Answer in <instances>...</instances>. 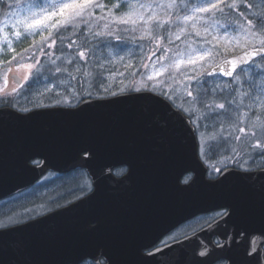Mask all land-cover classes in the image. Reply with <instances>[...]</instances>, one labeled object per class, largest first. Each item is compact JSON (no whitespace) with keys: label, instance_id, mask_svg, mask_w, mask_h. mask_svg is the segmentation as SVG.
I'll return each mask as SVG.
<instances>
[{"label":"water","instance_id":"95a60500","mask_svg":"<svg viewBox=\"0 0 264 264\" xmlns=\"http://www.w3.org/2000/svg\"><path fill=\"white\" fill-rule=\"evenodd\" d=\"M253 47L219 61L208 75L233 78L259 58L239 63ZM230 60H237L236 71L225 75ZM14 76L22 82L19 74ZM35 158L42 162L32 164ZM119 165L129 166L121 177L113 173ZM78 167L88 170L95 189L43 216L0 228V264H77L80 257H95L99 264H127L130 257L124 250L151 246L200 212L228 202L264 203V167H227L218 178H209L192 118L152 90L85 97L75 106L25 112L0 108V199L29 187L48 170L66 173ZM189 172L193 178L185 183L182 179ZM250 226V238L244 237L238 246L261 250L263 257L264 218L251 220ZM207 233L160 249L172 251L174 260L194 259L199 257L195 252L211 248L229 249L211 247ZM175 250L190 255L175 256Z\"/></svg>","mask_w":264,"mask_h":264},{"label":"rangeland","instance_id":"374dc122","mask_svg":"<svg viewBox=\"0 0 264 264\" xmlns=\"http://www.w3.org/2000/svg\"><path fill=\"white\" fill-rule=\"evenodd\" d=\"M27 2L28 0H0V30H2L0 47H3V51L0 52V89L6 86L8 71L19 72L25 79L18 92L13 93L15 95L12 96L11 92L3 90L4 98L12 96L16 108L25 111L39 106L76 105L82 99L81 89L85 91V96H92L93 93L87 91L93 89L98 93L96 96H111L112 93L148 89L165 95L175 106L192 117L197 126L201 156L204 159L216 157L214 159L216 166L221 168L231 164L245 170L264 167V154H262L264 109H261L257 103V97H264L261 91V83L264 82V64L258 59L229 80L220 75L213 77L207 75L208 71L222 59L250 46L259 45L261 37L245 38L237 25L231 23L237 15L236 10H232L231 16H227V12L225 16H220L218 13L216 15L201 13L204 19L199 21L198 25H206L209 30L204 33L203 28L200 27L202 33L200 36L196 35L190 23L182 25V21L175 20L174 17L173 22L166 23L164 27L155 28L153 25L152 36L144 34L140 25H117L111 24L110 20L97 22V18L94 17L91 23L98 27L97 30L100 29L97 32H105L103 35L105 43L97 50L94 58L89 52L92 59L89 62L91 67L82 66L81 60L75 59L72 64H68L67 61L74 57L67 53V49L61 46L48 47L57 35L55 29H49L50 36L49 32L44 33L47 38L46 43L41 41L39 35H23L22 30L21 38L14 37L13 33L19 27L18 19L24 15ZM97 2L104 3L106 8L112 7L110 0H97ZM130 2H139V0H130ZM188 2L189 0H177L181 7L174 10V16L182 17L185 14L181 10L183 4ZM196 2L197 0H191L193 4ZM236 2L240 4L242 0ZM243 2L256 4L257 0H243ZM122 8L123 5H120L119 8H113V11L118 13ZM239 11L245 12L249 18H252L259 9L253 7L249 10L241 6ZM100 15V10H96V16ZM160 18L166 19L163 10ZM105 23L111 24L110 29H104ZM13 25L16 27L14 28ZM180 25L185 27L186 31L180 33V39L177 40L175 34L179 32ZM4 34H7V40L2 39ZM8 40L12 41L14 52L7 50ZM205 53H207L205 59L197 60L195 64L188 63L189 59H196L198 55ZM13 56L15 59L12 58ZM52 60L56 61L55 65L52 64ZM180 60H183V63L178 67H168L173 62L179 63ZM29 64L33 67L25 66ZM161 66H164V70L157 74ZM56 67L66 68L67 71L57 72ZM77 67L81 69L80 72L93 73V82L90 83L87 76L80 78L81 84H79ZM149 76H152V79H149ZM236 76L240 79H235ZM87 78L86 84L83 79ZM13 83L16 85L15 80ZM203 90H209L212 96H205L206 93L202 94ZM188 91L193 93L192 97L187 96ZM219 94L218 99L216 96ZM201 98L206 103H201ZM220 103L225 104V109L206 106V104ZM238 115L242 119L238 120ZM257 117L261 119L257 120ZM253 121L256 122V127L252 126ZM241 128L245 131L241 132ZM257 141L261 144L260 148L253 147ZM214 154L218 155L212 157ZM84 175L77 170L64 175L61 179H54L51 176L47 199L53 209L76 200L89 190ZM23 203V200L17 197L0 204V222L4 224L21 216L29 217V210H26V204Z\"/></svg>","mask_w":264,"mask_h":264},{"label":"snow or ice","instance_id":"6c2138e0","mask_svg":"<svg viewBox=\"0 0 264 264\" xmlns=\"http://www.w3.org/2000/svg\"><path fill=\"white\" fill-rule=\"evenodd\" d=\"M112 7L106 8L104 3H99L97 0H28L25 13L22 18L18 19V28L13 33L16 39L21 38L22 31L23 35H39L41 41L47 42V38L44 33L49 32V29H55L58 34L63 32H71L73 35H77V30L81 28V25H88L89 31L91 32L93 18L99 20H110L111 24L117 25H140L141 31L148 35L152 36V27L155 25V28H161L166 25V23L173 22V17L175 20L182 21V25H187L190 23L191 28L196 32L197 36H200L202 33L199 30L200 27L203 28V32H208V26L198 25L199 21H203L204 17L201 16V13H207L210 15H216L217 13L220 16L232 15V10H236L235 19L231 20V23H235L240 30V33L247 37L256 38L257 36L261 37L259 40V47H253L251 50L245 52L243 56L239 58V63L245 61H250L252 57L258 56L262 64H264V0H257L256 4L249 2H242L238 4L236 0H197L196 3H191L189 0L188 3H184L182 11L185 13L182 17L179 15L174 16V10L180 8L181 5L177 3V0H167V2H160V0H139V2H130V0H110ZM120 5H123V8L119 12H114L113 8H119ZM247 8L251 10L253 7L259 9L258 12L253 14L252 18H249L245 12L239 11L240 7ZM96 10H100L101 15L96 16ZM163 10L164 16L166 19L160 18V13ZM190 11V14H188ZM57 17H59L57 19ZM227 18V17H226ZM110 23L104 24V29H110ZM182 25L179 27V32L175 34L177 40L180 39V33L186 31L185 27ZM15 28L16 25H13ZM22 30V31H21ZM2 31V30H0ZM94 35H104V31L93 32ZM111 34V33H109ZM51 33L49 32V36ZM143 38V36L141 37ZM215 38V37H214ZM3 40H7V34H4L2 37ZM56 43V40H52L51 44L48 45L49 48L53 47ZM85 43L87 40L85 39ZM73 46V42L70 41L67 45L68 48ZM7 50L14 52L15 49L12 46V41H7ZM3 51V47H0V52ZM154 54V53H153ZM77 56L79 58L85 57L83 51L78 52ZM207 56V53L198 55L196 59H189L188 63L195 64L197 60H203ZM15 59V56L12 57ZM73 59L67 61L68 64L73 63ZM52 64H56L55 60L51 61ZM180 63H183V60H180L179 63L173 62L168 65V67H178ZM230 66V70L226 71L225 75H232L236 71L237 60H230L226 62ZM255 63V61H252ZM28 68H32L33 65H25ZM57 72H65L66 68L56 67ZM164 70V66H161V69L157 71V74ZM77 72H80L79 67L76 68ZM243 71V68H241ZM85 76H90L91 72H85ZM27 79V77H26ZM149 79H152V76H149ZM235 79L239 80L240 77L236 76ZM6 83V82H5ZM102 86V82H101ZM3 89H0L2 91ZM13 91H16L15 89ZM107 91V89H105ZM139 91V89H137ZM261 91L264 93V82L261 83ZM115 95L116 93H112ZM187 96L192 97L193 93L191 91L187 92ZM59 103V101H57ZM201 103H206L203 98H201ZM235 103V101H232ZM257 103L261 109H264V97H257ZM207 107H218L219 109H225V104L220 103L218 105H207ZM237 119H242L241 116H237ZM261 119L257 117V120ZM252 126L256 127V122H252ZM241 132L245 129L241 128ZM215 138V137H213ZM210 148L214 146H209ZM255 148H260L261 144L259 141L255 145ZM84 152H91V149L85 148ZM94 155V153H92ZM264 154V152H262ZM218 171V169H217ZM187 181H185L186 183ZM264 235V233H261ZM77 264H98L97 259L93 257V260L90 262L87 257H80L77 261Z\"/></svg>","mask_w":264,"mask_h":264},{"label":"flooded vegetation","instance_id":"af4514ba","mask_svg":"<svg viewBox=\"0 0 264 264\" xmlns=\"http://www.w3.org/2000/svg\"><path fill=\"white\" fill-rule=\"evenodd\" d=\"M17 73L22 77V82L19 83L14 74ZM7 76V83L6 86H2V89L5 90V92H11L12 96L14 92H18L19 88L24 84L25 79L23 76L16 71H8L6 74ZM3 78V77H2ZM16 82V85H14V80ZM16 91H13V90ZM3 90L0 91V108L3 106H13L12 96L10 98H7V96L4 98ZM16 108V107H15ZM216 142V140L214 141ZM175 156V146L172 149ZM200 151H201V144H200ZM214 154L212 157H215ZM201 158L208 166V172L207 175L209 178H218L223 170L230 166L238 167L234 164L228 165L224 168H221L220 166H216L215 158L214 159H204L202 156ZM42 162L41 158H35L31 160L32 164H40ZM218 169V171H217ZM80 171L83 172L85 175V179L88 181L85 182V185L87 186V189L89 190L84 193L82 196L78 197L82 198L89 193H91L95 189L94 180L90 176L88 170L85 167H78L70 172L62 173L55 170H48L45 172L38 180H36L32 185L29 187L18 191L10 196H7L5 198L0 199V204H3L5 202H8L12 199H15L17 197H20L23 200V204L25 205L26 210H29V217L25 216L24 218L21 216V218L4 223L0 222V228H5L9 226H13L16 224L24 223L29 220L38 218L40 216H43L49 212H51L56 208L51 207V202L49 199H47V191L49 190L51 183L50 178L51 176L54 177V179H61L64 177V175L71 173L73 171ZM129 170L128 165H119L116 166L113 169V173L116 176H123L125 175ZM193 178V173L189 172L183 177V181H189ZM144 188L147 189V186ZM145 201L147 202V196L145 197ZM66 205V204H65ZM245 208L242 210H235V208ZM253 207H262L264 208V203H251V202H228L223 204L220 207L213 208L207 211L200 212L193 216L192 218L181 222L177 226H174L171 230L166 232L163 236H161L159 239L155 241V243L151 246H145L144 248L138 250V249H127L124 250V254L128 257H130L127 260V264H171L175 261V264H264V251H263V257L261 250L248 248L244 249L243 244L241 246H238V242H240L244 237L250 238V230H252V227L250 226L251 220H259L264 218V211H255L252 208ZM1 218V217H0ZM221 220V221H220ZM220 221L218 225L212 226L216 222ZM209 228V229H208ZM208 229V230H207ZM208 232L206 235V242H208L211 247H218L221 245H225L226 247H229V249H223V250H216V249H207L202 251H197V255L199 257L197 258H183V259H172L170 258V254H173L172 251H166L161 250L160 248L171 244L173 242H177L179 240H182L188 236H191L193 234H196L198 232L204 231ZM251 240V239H250ZM251 244V242H250ZM240 247V248H239ZM264 249V244H263ZM243 248V249H241ZM120 252V251H119ZM175 256H189L190 254H186V251L181 250H175ZM90 262L91 259H88ZM104 258L101 257V262H104ZM99 264V263H98Z\"/></svg>","mask_w":264,"mask_h":264},{"label":"trees","instance_id":"16d2710c","mask_svg":"<svg viewBox=\"0 0 264 264\" xmlns=\"http://www.w3.org/2000/svg\"><path fill=\"white\" fill-rule=\"evenodd\" d=\"M92 24V23H91ZM93 25V24H92ZM92 31H89V26L88 25H81V28L77 30V35H73L71 32H61L60 34L57 33L56 37L54 38V40H56V43L54 45L57 46L58 48L61 46L62 48L67 49V53H69L71 56H73L75 58L76 61H80L82 63V66L84 65H89V62L92 60L91 59V55L89 54V52L94 55L92 56L93 58L96 55L97 50L104 45L105 43V39L103 35H94L93 32H97L99 30L97 26H92ZM85 39L87 40V43H85ZM72 41L73 42V46L71 48H68L67 45L69 44V42ZM83 51L85 53V57L83 58H79L77 56L78 52ZM92 67V65H89ZM97 67V65H95V68ZM92 74L89 77L90 79V83L93 82V77ZM95 75V73H94ZM77 81L79 82V84H81L80 82V78H85L87 76L84 75L83 72H79L77 73ZM86 84L88 82V78L87 79H83ZM76 82V81H75ZM93 89V87H92ZM81 96L82 98L85 97L86 93H84L85 91L81 89ZM88 93H93L92 96H96L98 95V93L93 89V91H87ZM206 93L205 96H212V93L209 90H203L202 94ZM80 96V97H81ZM88 96V95H87ZM216 98H220V94L216 96ZM238 145V144H235Z\"/></svg>","mask_w":264,"mask_h":264}]
</instances>
